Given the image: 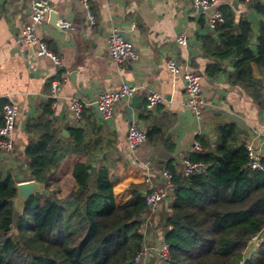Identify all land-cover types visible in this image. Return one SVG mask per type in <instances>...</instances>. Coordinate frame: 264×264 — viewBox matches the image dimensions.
I'll return each instance as SVG.
<instances>
[{
  "label": "crops",
  "instance_id": "1",
  "mask_svg": "<svg viewBox=\"0 0 264 264\" xmlns=\"http://www.w3.org/2000/svg\"><path fill=\"white\" fill-rule=\"evenodd\" d=\"M50 2L59 19L73 25V29L65 35L52 26L49 16L37 31L39 39L46 42L60 59V66L49 57H39L37 48L18 43L23 27L31 21L30 1L0 0V107L14 102L20 108L15 152L0 153V163L14 172L17 181L25 182L28 176V162L24 154L34 141V135L27 128L48 117V112L52 113L49 118L65 139H70L69 129L86 128L94 118L99 125L108 127L110 133H114L111 138L115 140L114 150L119 160L109 170V179L116 206L125 204L134 191L125 183V172H142L145 175V163L150 162L153 180L161 189L160 172L168 168L178 173L185 157L191 158L193 154L203 152V146L202 151H194L195 143H200L201 138L212 144L218 141L216 129L220 125L235 124L239 144L255 139L264 154V146L261 145L264 112L241 85L234 83L232 74L235 68L228 60L223 63L224 72L215 77L208 75L207 68L215 62L206 52L204 40L207 37L216 39L218 35L206 17L193 9L192 0H90L89 8L82 0ZM258 2L264 5V1ZM255 3L224 0L221 5L227 19L232 15L236 23L242 18L252 22L253 46L257 43L259 23L264 22V16L255 10ZM89 13L94 16V24ZM251 13L259 19L258 24L249 18ZM115 27L121 28L126 39L135 45L138 60L119 65L112 59L108 38ZM182 33L189 40L185 47L176 43ZM170 57L203 76L207 107L202 122L185 107L184 81L181 76L171 74L166 67V60ZM252 69L253 77L264 86V69L261 70L256 63H252ZM63 78L66 82L56 101L58 105L54 107V100L50 97L51 83ZM126 83L141 87L136 95L138 100L133 102V98L117 105L112 120L106 123L100 121L94 106L86 109L81 122L75 120L70 110L74 95L94 101L101 93ZM151 91L162 95L164 103L154 111L147 109L146 114V94ZM154 122L160 123L166 131V141H147L133 154L127 142L131 125L147 132ZM85 161L84 156H68L57 175L50 180V191L57 192V196L64 199L76 187L72 175L75 166ZM218 180L217 169L212 174L213 187ZM164 204L169 205L168 200ZM261 234L264 235V231ZM258 243L255 252L248 247L246 255L252 264L264 261V251L259 240ZM244 244V241L236 242L230 249L234 251Z\"/></svg>",
  "mask_w": 264,
  "mask_h": 264
},
{
  "label": "trees",
  "instance_id": "2",
  "mask_svg": "<svg viewBox=\"0 0 264 264\" xmlns=\"http://www.w3.org/2000/svg\"><path fill=\"white\" fill-rule=\"evenodd\" d=\"M255 10L264 16V5L255 3ZM224 15L225 23L215 27L217 38L204 40L215 62L207 73L215 77L224 72L223 63L228 60L235 68L234 83L264 112V86L253 77L252 69V63L264 69V22L259 23L254 51L252 22L242 18L236 23L234 16L227 19ZM144 111L148 113L147 106ZM51 114L29 125L27 131L34 141L24 154L27 181L45 184L48 196L30 198L19 213L14 199L21 182L0 163V264H138L135 257L145 243L140 232L142 214L147 212L144 173L125 172V183L134 191L125 204L116 206L109 179V170L119 160L111 138L114 133L93 117L86 128L69 129L70 139H65L49 118ZM216 134L215 144L201 138L203 152L191 156L192 161L205 162L208 170L190 177L177 175L169 205L164 202L162 211L153 217L155 229L148 227L149 233L170 245L169 259L162 264H252L246 251L256 236L264 251V173L247 168L248 154L239 144L235 124L220 125ZM147 136L151 143L166 141V131L157 122L148 127ZM71 155L84 156L86 161L73 170L76 187L60 199L50 191V180ZM217 169L219 180L213 187L212 174ZM239 241L245 244L231 251ZM152 262L157 264V260Z\"/></svg>",
  "mask_w": 264,
  "mask_h": 264
},
{
  "label": "built area",
  "instance_id": "3",
  "mask_svg": "<svg viewBox=\"0 0 264 264\" xmlns=\"http://www.w3.org/2000/svg\"><path fill=\"white\" fill-rule=\"evenodd\" d=\"M29 1L32 12L31 21L23 27L18 37V43L26 47L37 48V55L39 57H49L57 66H60L61 61L58 56L55 55V53L50 50L48 44L42 42L37 35L38 29L47 22L50 13L54 11V7L50 0ZM82 1L87 8L90 7V0ZM223 1L224 0H192V6L197 13H201L206 17L212 28H215L219 24L225 23V15L221 9ZM235 1L251 4L264 0ZM89 18L91 23L94 24L95 19L91 13H89ZM58 25L67 32L73 29L72 23L64 19H59ZM132 27L135 28L136 25L133 24ZM176 43L181 47L187 46L189 43L187 35L185 33L179 35ZM108 48L112 59L119 65L126 64L130 61H136L139 58L137 48L126 39L123 30L119 27L112 29L108 38ZM166 67L171 74L182 77L186 94L185 107L199 122H202L205 116V108L207 107V100L202 85L203 76L188 66H182L173 57L167 58ZM65 82L66 79L63 78L62 80H53L51 83L50 97L54 100V107L58 105L56 101L59 99V94ZM140 91V86L126 83L120 88L101 93L94 101H87L80 95H74L71 99L70 110L75 120L81 122L84 119L85 110L97 104L104 117L103 123H106L112 120L117 105L133 99ZM146 101L147 109L154 111L158 106L164 103V97L151 91L146 94ZM19 114L20 108L14 102H9L4 105L3 125L0 126V153L2 154H13L15 152V133L18 126ZM257 137L261 138V135ZM261 140V145L264 146V136ZM147 141V132L137 125H131L127 135L130 151L133 154L136 153ZM244 147L248 154L247 168L264 173V154L257 145L256 140L251 139L247 141ZM194 151H202V145L199 142L195 143ZM144 168L145 182L148 186V190L144 195L147 212L142 214V221H144V223L141 226L140 232L145 238V243L143 249L136 255L135 262L138 264H147L150 261L149 253L151 251V253L154 252L156 254L159 262L164 263L169 259L170 245L165 238L157 239L153 237L154 245L148 246L152 238L151 235L147 233L148 227H150L153 217L162 211V204L174 193L176 189V176L183 175L185 177H190L204 174L208 170V165L205 162L192 161L191 158L187 156L183 159L181 169L178 173L164 168L159 174L163 189H159L153 180L154 175L151 163L146 162ZM257 240L258 236L254 237L249 243L251 244L253 243L252 241Z\"/></svg>",
  "mask_w": 264,
  "mask_h": 264
},
{
  "label": "water",
  "instance_id": "4",
  "mask_svg": "<svg viewBox=\"0 0 264 264\" xmlns=\"http://www.w3.org/2000/svg\"><path fill=\"white\" fill-rule=\"evenodd\" d=\"M249 18L251 20H253L255 23L258 24L259 19L254 15V13H251V15L249 16ZM50 23L52 24V26L54 28H56L60 33H65V35H68V32L63 30L59 25H58V21H59V16L57 15V13L54 11H52L50 13ZM254 51L257 50L256 46H252L251 47ZM138 97L135 96L133 99V102L137 101ZM94 108L97 110L98 112V117L99 120L104 122V117L102 115V113L99 110V107L97 104L94 105ZM64 134H68L67 131H64ZM37 194L40 195H49V191L46 190V186L45 184L39 183L37 181H26V182H21L17 185V197L14 199V206L15 209L17 207H19L18 211L19 213H22L24 210V207L26 205V203L28 202V200L34 196H36ZM17 210V209H16Z\"/></svg>",
  "mask_w": 264,
  "mask_h": 264
},
{
  "label": "rangeland",
  "instance_id": "5",
  "mask_svg": "<svg viewBox=\"0 0 264 264\" xmlns=\"http://www.w3.org/2000/svg\"><path fill=\"white\" fill-rule=\"evenodd\" d=\"M17 209V211H20L19 210V207H17L16 208ZM150 229H152V230H154L155 228H154V225H152V227L150 228ZM14 232L16 233L17 231L14 229ZM147 233L148 234H151V240H150V243H152V244H148V246H153L154 245V243H153V237H156L157 239L159 238V237H157L155 234H154V232H152V233H149L148 232V230H147ZM253 243H251L248 247H252V249H253V252H255L254 250L258 247L257 245H259L260 243H258V240L257 241H252ZM248 252V248H247V251H246V253ZM149 259H150V261L147 263V264H152L153 262V260H157V264L158 263H160V264H162L161 262H159L158 261V259H157V256H156V254L154 253V252H152L151 253V251H150V253H149Z\"/></svg>",
  "mask_w": 264,
  "mask_h": 264
}]
</instances>
